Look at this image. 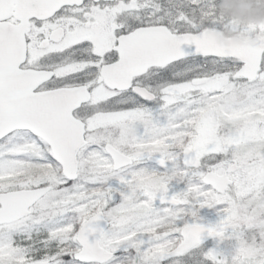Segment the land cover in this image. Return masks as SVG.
<instances>
[{"label": "snow or ice", "instance_id": "1", "mask_svg": "<svg viewBox=\"0 0 264 264\" xmlns=\"http://www.w3.org/2000/svg\"><path fill=\"white\" fill-rule=\"evenodd\" d=\"M214 0H0V264H264V24Z\"/></svg>", "mask_w": 264, "mask_h": 264}, {"label": "rangeland", "instance_id": "2", "mask_svg": "<svg viewBox=\"0 0 264 264\" xmlns=\"http://www.w3.org/2000/svg\"><path fill=\"white\" fill-rule=\"evenodd\" d=\"M217 17L225 22L222 31L228 36L251 38L257 34H250L245 29L250 25L264 24V11H252L254 0H214ZM244 11H248L244 13Z\"/></svg>", "mask_w": 264, "mask_h": 264}, {"label": "water", "instance_id": "3", "mask_svg": "<svg viewBox=\"0 0 264 264\" xmlns=\"http://www.w3.org/2000/svg\"><path fill=\"white\" fill-rule=\"evenodd\" d=\"M215 39L218 43L225 44V43H239V44H248L253 42L254 39L248 40L247 42H243L238 38H231V39H223L219 33L215 34Z\"/></svg>", "mask_w": 264, "mask_h": 264}, {"label": "flooded vegetation", "instance_id": "4", "mask_svg": "<svg viewBox=\"0 0 264 264\" xmlns=\"http://www.w3.org/2000/svg\"><path fill=\"white\" fill-rule=\"evenodd\" d=\"M259 2V4H254L253 5V9H252V11H256V12H258V11H264V0H254V2ZM248 11H244V13H247ZM246 15H248V13L246 14ZM221 33V35L223 36V37H226V36H228V35H226L225 33H224V31H221L220 32ZM248 39H250V38H247V39H243V40H248Z\"/></svg>", "mask_w": 264, "mask_h": 264}]
</instances>
